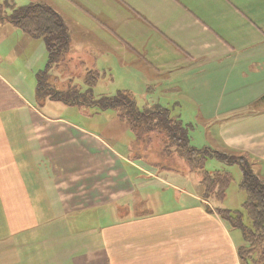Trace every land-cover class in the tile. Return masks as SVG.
<instances>
[{
    "label": "crops",
    "instance_id": "crops-1",
    "mask_svg": "<svg viewBox=\"0 0 264 264\" xmlns=\"http://www.w3.org/2000/svg\"><path fill=\"white\" fill-rule=\"evenodd\" d=\"M10 3L50 6L64 20L70 42L62 62L49 69L41 39L0 23V264H244L239 255L245 245L242 231L207 208L201 178L187 172H147L131 160V135L117 123L123 122L117 113L98 108L83 112L51 98L47 105L62 106L51 115L42 109L38 89L39 77L47 73L56 85L49 89L84 90L76 83L83 75L78 81L93 91L110 84V89L129 93L139 110L165 107L179 117L170 107L179 100L187 103L195 81L219 75L227 61L239 67L242 59L249 62L262 52L257 40L259 33L264 37V28L248 12L258 13L262 4ZM21 57L24 62L17 61ZM88 76L96 77L88 81ZM133 89L148 95L140 102ZM217 103L225 105L220 99ZM69 108L76 113L67 114ZM199 115L209 114L199 109ZM262 129L258 126L252 134L264 136ZM231 148L239 150L228 144L216 149L264 161V139L247 154ZM255 166L264 178V162Z\"/></svg>",
    "mask_w": 264,
    "mask_h": 264
},
{
    "label": "rangeland",
    "instance_id": "rangeland-1",
    "mask_svg": "<svg viewBox=\"0 0 264 264\" xmlns=\"http://www.w3.org/2000/svg\"><path fill=\"white\" fill-rule=\"evenodd\" d=\"M1 1L5 3L4 1L7 0ZM8 1L14 2L17 6L23 4V0ZM258 2L262 4V7L258 4L260 7L258 13L257 9H249L248 12H250L251 17L259 23L258 26L264 28V0H258ZM257 44H262V52L259 51L257 57L251 59L249 62L242 59L241 65L235 68L232 65L237 64V62L227 61L225 63L226 68L222 73L219 75H203L202 80L199 79V81L197 80L191 85L193 88L191 89L192 97L186 101L187 103L179 100L176 106L170 107L172 108L173 115H181L179 117L182 120V124L188 130L187 134L192 147L200 150L208 147L216 149L225 148L228 144L231 147H239L238 149L240 151L231 149L238 151V153L243 152L244 154L246 152L249 153L248 149L252 144L264 139V136L257 137L252 134L254 129L258 126L264 128V121H255L264 116V37L262 38L260 33ZM29 55L28 53L27 56ZM62 60L63 59H60L58 64L61 63ZM17 61L24 62L25 58H18ZM61 67L62 66H58L56 68ZM202 68L203 64H201V69ZM77 72L79 71L77 70ZM63 75H66V71ZM88 77V81H90L91 79H95L96 76ZM207 77L210 79L209 82L204 80ZM81 78H83V75L76 78V83L81 89L83 88L85 90L87 88L86 84L78 81ZM59 81L67 83L69 80L60 79ZM208 84L209 90H207ZM50 86L56 85L47 80L46 87L48 88ZM106 86H108V89ZM109 86L110 84L105 83L100 84L97 88L94 87V94L98 96H113L119 92L118 90H114L115 88L110 89ZM58 90L63 93L68 89L59 88ZM70 90L69 93H71ZM86 90H88V88ZM130 92L133 96H136L140 102L145 95H148L142 89H133V91ZM214 94L217 95L218 99L222 100L225 105H218V99H213ZM101 96L100 98H103ZM47 101L49 100H46L44 96L39 97L42 109L49 112L51 115H56L59 108L62 106H49L46 104ZM51 107H56L55 111L50 110ZM80 109L83 112L90 110L86 107ZM199 109L200 111L205 110L209 115H199ZM75 110L76 108H69L66 113H76ZM218 111L222 113L219 116L215 115ZM113 112L117 113L115 110H113ZM196 113H198V115ZM118 114L119 113H117V115ZM118 119L120 120L119 115ZM117 123L123 125L125 132L127 131L131 135L130 144L133 148L131 160L135 163L139 162L142 168L147 172L158 174L164 171H180L196 174L197 171H202L199 169V164L197 166L195 158L188 154V156L186 155V149L183 145L184 141L169 136L166 129L162 126L150 131L149 127L144 124L140 125V127L132 124V127L136 131L134 129L130 131L125 122L117 121ZM115 133L117 134V132ZM224 150L230 152L229 149ZM231 154L234 155V153ZM235 155L236 157L234 158H237V154ZM249 156L246 155L245 157H247L250 167L259 179L264 182V178L261 177V174L256 172L257 168L255 166V164L261 166L264 161L252 155ZM205 169L208 172H221L224 175L225 173L230 175L231 181L229 180L230 183L225 190V198L221 206L233 212L243 211V205L248 196L247 192L241 188L243 180V170L241 166L239 164H227L225 161L216 158H209L205 162ZM195 170L197 171L195 172ZM198 173L201 175L200 172H197V174ZM197 174L194 176L195 178H201L202 176L204 179L203 175L200 176ZM203 179L201 178L200 181ZM207 184L211 185L209 179ZM223 187V185H217L212 187V189L209 188V191H215L211 193L213 194L212 196L206 199L209 203L206 204L209 210H216L217 206L220 205V202L217 200L221 197Z\"/></svg>",
    "mask_w": 264,
    "mask_h": 264
},
{
    "label": "trees",
    "instance_id": "trees-1",
    "mask_svg": "<svg viewBox=\"0 0 264 264\" xmlns=\"http://www.w3.org/2000/svg\"><path fill=\"white\" fill-rule=\"evenodd\" d=\"M4 22H9L30 36L43 41L50 59L49 69L60 59H63L69 50L70 39L66 24L62 17L48 5L34 4L16 7L10 2L3 3L0 0V23ZM48 79L50 77L47 73L39 77L38 97L44 96L47 97V100L60 98L68 106L78 108H98L100 111L115 110L119 113L120 120L125 122L130 130L134 129L132 124L138 127L144 124L149 127L150 131L162 126L169 136L177 138V140L182 139L186 155L193 156L197 166L199 164V169L202 170H195V172H200L204 176L203 179L198 173L203 179L201 185L204 189L203 197L205 200L213 195L211 193L215 192L214 190L213 192L209 191V188L223 185L221 197L219 200L216 199L222 204L225 198V190L231 181L229 174L208 172L205 169V162L209 158H216L225 161L227 164H239L243 170L241 188L247 192L248 196L243 205V211L233 212L220 208L221 206L217 207L215 211L232 227L242 231L245 245L239 249V255L243 263L264 264V182L254 173L247 157L238 156L234 158L236 157L235 154L211 147L202 150L192 147L187 128L182 124L179 117L172 116L170 109L157 107L141 111L134 98L127 92H119L115 96L97 99L93 88H88L86 91L71 88V90H65L63 93L60 90L49 89L50 87H46ZM187 173L192 174V172ZM208 179L211 185L207 184Z\"/></svg>",
    "mask_w": 264,
    "mask_h": 264
}]
</instances>
